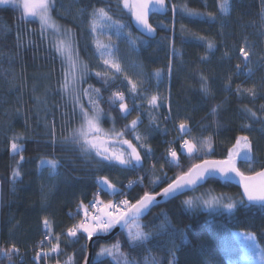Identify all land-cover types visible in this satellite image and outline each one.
<instances>
[{"label": "trees", "instance_id": "16d2710c", "mask_svg": "<svg viewBox=\"0 0 264 264\" xmlns=\"http://www.w3.org/2000/svg\"><path fill=\"white\" fill-rule=\"evenodd\" d=\"M169 1L167 15L152 17L158 34L151 39L133 27L132 12L123 7L122 0L50 1L54 19L72 32L86 68L83 102L88 105V98L95 102L96 109L107 116L106 125L108 116L114 118L116 127L140 153L141 162L135 167L98 159L74 142L80 124L79 102L63 88L69 71L54 38L37 19L23 18L22 8L0 4V248L14 244L19 250L11 264H85L89 238L81 231L69 237L68 230L83 222L82 203L89 206L99 193V198L110 201L113 189L103 178L134 204L145 192L160 191L201 161L229 158L241 136L249 137L252 155L247 162L238 157L240 171L252 175L264 169V0H231L228 13L220 11V0ZM184 6L203 15L188 16ZM100 8L108 12L111 22L126 25L136 42L138 63L159 79L161 94L168 95V102L156 111L155 123L144 102L143 89L149 83L138 91L140 110L127 82L100 68L90 31L93 12ZM241 48L248 52L247 58ZM238 88H254L256 95L238 92ZM114 92L124 93L130 112H121L119 103L110 101ZM248 110L256 114L255 119ZM133 120H137L135 128ZM181 123L187 132L180 130ZM14 139L21 145L19 153L11 149ZM185 140L199 151L186 153ZM170 149L177 152L175 161ZM47 161L57 163L54 169L63 188L83 193L81 201L56 206L42 192L39 179ZM14 170L20 173L15 179ZM198 195L203 199L230 196L232 201L223 204L236 202V207L184 203ZM133 223L148 234L143 243L129 240ZM238 231L254 234L264 250V206L245 201L239 187L210 179L156 206L114 238L96 240L91 264H124L125 259L130 264H231L246 251ZM57 242L58 251L51 252ZM117 243L123 255L99 254L102 247ZM44 252L49 255L45 257ZM0 261L10 264L7 257L0 256Z\"/></svg>", "mask_w": 264, "mask_h": 264}, {"label": "snow or ice", "instance_id": "6c2138e0", "mask_svg": "<svg viewBox=\"0 0 264 264\" xmlns=\"http://www.w3.org/2000/svg\"><path fill=\"white\" fill-rule=\"evenodd\" d=\"M123 7L128 8L132 15L135 17L136 22L141 25L147 33H152L155 30L152 25L148 22L149 12L155 8V10L162 11L166 9L165 0H122ZM0 4L4 5H14L17 8H22L23 18L27 17H37L41 23L42 28H51L54 31L59 32L58 26L52 20L50 15V0H0ZM173 10L176 9V6L173 5ZM219 9L221 12L227 13L229 10L228 0H220ZM183 11L188 16H200L203 13L197 12L195 10L187 8L184 6ZM208 15H211L209 13ZM111 21V17L108 12L103 9H96L93 12V19L91 22V30L95 32L97 30L98 25H102L104 22ZM117 27V35L120 34V29L126 27V25H121L120 22H113ZM131 43H135L134 41H130ZM97 49L100 50V55L103 57L106 52H109L108 46L100 44L97 42ZM212 47V44L209 43V48ZM56 50L61 55L65 56L69 65V73L71 74L73 80L76 76L77 71V63L72 55L71 45L66 41H59L57 43ZM241 53L245 58L248 57V52L244 51L243 48L240 49ZM110 54V52H109ZM104 64L110 65L111 68L115 69L117 72H120L122 69L120 68L119 63L111 60L104 59ZM239 67V66H238ZM249 74L251 73V69L248 70ZM97 76H100L101 73H96ZM159 76V72L156 73ZM108 80H105L107 83ZM129 83H132L129 81ZM71 81L68 80V74L65 76V83L63 88L65 91L69 89ZM136 84H132L131 91H136ZM99 93V90H95ZM238 92L244 91L249 95L255 97L256 93L254 88L249 89H237ZM78 99V98H77ZM125 96L122 92H114L110 97V101L112 103H119L120 111L123 113L130 112V109L126 103H124ZM157 96H152L148 103L155 107L157 106ZM91 102V101H90ZM82 114L84 116V122L82 126L76 130L74 133V142L77 144H81L85 149L92 148L96 149L97 154L103 157L104 160L109 162L116 161L119 165L123 166H131L135 167L140 164L141 156L135 145L132 144L129 140H124L123 143L128 145L130 152H109V149L104 148L103 151L100 149V145L103 142L102 138L98 135L102 132V129L99 127V109H95L92 115H89L86 110L81 106ZM250 112V110H248ZM252 118L255 119L256 114L254 112H250ZM137 124V120L131 121V125L135 128ZM180 130L183 132H187L188 129L184 123H181L179 126ZM105 136L109 134L105 133ZM123 135V132L116 133L117 137ZM139 140V137H136ZM184 149H187L188 154H194L199 151L196 145L188 140L183 142ZM11 149L14 153H19L21 149V145L15 142V139L11 143ZM251 151V142L249 137L241 136L237 138V143L234 146V151L230 152L229 158L223 161H209L205 160L202 164L193 165L191 169L187 173H183L178 175L171 183L167 185V187L163 188L160 193H156L155 195L145 192L144 195L136 201L135 204H129V201L122 200L119 204L113 203L109 201L107 204H104L103 207H98L96 209V213L93 214L90 219L88 218L87 206H85V221L81 222L79 225L74 226L68 230L69 237H75L77 235V231L82 230L84 233H87L89 239L93 237L96 233H107L112 230L116 225L128 224L130 220H136L140 215H142L150 205H153L156 202V197L163 195L165 198L173 196L183 190L188 185H195L200 181L205 180L209 176H214L219 174V176L225 181L231 180L234 176H238L240 178V183L243 186V195L247 197V201L256 202L264 204V170L255 173L254 175L246 176L236 165V160L238 157H242L244 161H249L251 159L250 156ZM169 155L173 161L177 158V152L174 149L169 150ZM21 160H23V156L21 155ZM47 164L53 169L57 166L55 161H47ZM20 173L18 170L13 171V179L19 177ZM104 182L107 186L113 191H115V185H112L107 178H103ZM199 202L202 203L206 207L213 206H223L229 210H232L236 207V202H229L227 204H222V198L220 197H209L208 199H199ZM102 203V202H101ZM186 205L189 207L194 206V201L190 198L184 201ZM239 203H243L240 201ZM96 207V205H92ZM45 225L47 226L48 221L45 219ZM164 225H161L163 228ZM129 240L133 244H140L146 241L149 237L148 234L145 233L142 229V226L138 223H133L132 227L128 232ZM254 239V238H253ZM57 241H59V237H57ZM59 243L53 245L51 248V252L58 251ZM18 249L13 244L8 249L0 248V256L7 257L11 264V257L13 254L18 253ZM264 253V250H261ZM107 253L108 255H123L119 252V244L113 245L111 247H102L99 254ZM45 257L49 255V252L43 253ZM41 257V253H36V260H39ZM260 262L264 264V254L260 255ZM124 264H130V262L125 259ZM170 264H175V261H171Z\"/></svg>", "mask_w": 264, "mask_h": 264}, {"label": "rangeland", "instance_id": "374dc122", "mask_svg": "<svg viewBox=\"0 0 264 264\" xmlns=\"http://www.w3.org/2000/svg\"><path fill=\"white\" fill-rule=\"evenodd\" d=\"M230 3H231V0H228L229 10L231 9ZM51 7L52 6L50 2V15L52 17V20L58 26L59 32L54 31L51 28H44V29H46L47 33L49 32L54 38L56 47L59 41H66L70 43L73 58L75 59L77 66H78L74 80L70 73L68 75L69 76L68 80L71 81L68 91L71 92L72 95H75L76 99L78 98L77 101L79 102V108H80V124L78 125V129H79L84 122V116L82 114L81 106H83V109L86 110L89 115H92L94 108L95 109L97 108V104H95V102H93L90 98H88L89 99L88 105L87 103L83 102L84 96L82 94L83 93L82 83L84 81V77L86 74L85 65L84 63H82L83 61L79 58L77 54L72 32H70L68 28H65L60 23L56 22V20L54 19L52 15ZM30 18H34L39 21L37 17L30 16ZM92 35H93V42H94L95 49H96L95 52L99 60L100 68L102 70L116 73L121 78V80L123 79L125 80V82H127L130 91L132 88V84L133 83L136 84L137 86L136 91L135 92L131 91L133 98L136 99V97L138 96V91L140 89H143L142 87L143 86L145 87V85L149 83V86L143 89V95H144V100H145L144 102H146L148 107H150L151 109L150 112L152 113L151 115L153 117L152 123H155L157 116H158V112L156 111H158L160 104L164 101L168 102L167 100H169V98H168V95L164 97L163 94H161L163 90L160 88L159 79H156L153 75L147 74L145 70L141 67V65L138 63L136 42L131 32L129 30H126V28L123 27L120 29V34L117 35L116 25L111 21H107V22H104L102 25H98L97 30L95 32L92 31ZM130 41H134L135 43L133 44ZM97 42L103 45H107L110 54L109 52H106L105 55L102 57L100 55V50L97 49V46H96ZM63 59L66 61V64L69 69L68 61L65 58V56H63ZM104 59H111L119 63L120 68L122 70L120 72H117L115 69L111 68L110 65L106 66L103 62ZM129 81H131L132 83H129ZM154 95L158 97L157 106L155 107L151 106L148 103V100ZM138 103L140 102H138L137 100L136 107L142 110L143 105H141V103L140 104ZM106 117H107L106 115L99 112L98 124H99V127L102 129V132L98 135L102 138V141H103L100 145L101 151H103L104 148H107L109 149V152L107 154H110L113 151L117 153L130 152V150L123 143V141L126 140L125 135L123 134L120 137L116 136V133H120L122 131L116 127V124H114L115 123L114 118L112 116H108L109 122H108V125H106L104 123V119ZM105 133L109 135L105 136L104 135ZM88 150H91L96 158L104 160L103 157L97 154L96 149L88 148ZM185 151L187 153V149H185ZM251 155H252V149L250 151V156ZM55 172H56L55 169L50 167L47 164V162L44 164L41 175H40V179H39L42 192L47 197H50L52 200H54L56 206H59L60 204H63V203L77 204L79 201H81L83 198V193L80 192L77 188L75 189L73 187L63 188L61 185V179L58 178ZM210 197H215V196H210ZM190 198L194 201V206L192 207H196L200 203L199 202L200 198L203 199L202 195L193 196ZM230 200L232 201L230 196H225L224 198H222V204L224 203V201H230ZM0 202H1V182H0ZM99 202L100 203L102 202L103 204H105L107 200L100 198ZM82 205H83V211L85 212V206H87V204L82 203ZM215 207H219V206H213L212 208H215ZM0 222H1V203H0ZM80 231L83 232L82 230ZM236 233L238 237L240 238V240H242L243 243H245L246 251L245 253L242 254V256L239 259H236L235 261L234 260L231 261V264H261L260 255L264 253L261 252L262 249L260 248V245L258 243L256 236L254 234H248L246 232L243 233V231H238ZM98 234H105V233H96L94 235H98ZM100 255L105 256L107 255V253L100 254ZM0 264H1V261H0Z\"/></svg>", "mask_w": 264, "mask_h": 264}, {"label": "water", "instance_id": "95a60500", "mask_svg": "<svg viewBox=\"0 0 264 264\" xmlns=\"http://www.w3.org/2000/svg\"><path fill=\"white\" fill-rule=\"evenodd\" d=\"M165 3H166V9L165 10H162V11H158V10H155V8L153 7V9L149 12V16H148V22L152 25L153 29L155 30L154 32L152 33H147L145 31V29L139 25L136 20H135V17L132 15L131 16V22H132V25L133 27L140 33L142 34L143 36L145 37H148V38H154L157 36L158 34V31L156 28H154L153 24H152V17L155 16V15H167V13L169 12L170 10V1L169 0H165ZM133 144V143H132ZM134 145V144H133ZM126 147L128 148V145H126ZM129 149V148H128ZM130 150V149H129ZM228 159V158H227ZM238 159V158H237ZM226 160V159H224ZM209 161H223V160H212L210 159ZM237 161L236 160V165H237ZM141 162V161H140ZM203 161H201L200 163L198 164H202ZM238 167V166H237ZM264 170V169H263ZM242 172V171H241ZM187 173V172H185ZM246 176H248V174H245ZM254 175V174H252ZM210 179H218V180H221V181H225L224 179H222L219 174H216L214 176H209L207 177L205 180L203 181H200L198 182L197 184L195 185H188L186 186L183 190H181L180 192H178L177 194L173 195V196H170V197H167L165 198L163 195H160V196H157L156 197V202L153 204V205H150L149 208L142 214L140 215L137 219H143L145 218L150 212L152 209H154L156 206L158 205H161V204H165L169 201H171L172 199H175L177 197H179V195H184L185 193H190V191L204 185L208 180ZM225 182H228L230 184H233L237 187H239L241 189V192H242V195H243V186L242 184L240 183V178L238 176H234L233 179L231 180H228V181H225ZM167 187V186H166ZM165 188V187H164ZM162 190V189H161ZM158 191L156 193H160L161 192ZM156 193H152L153 195H155ZM244 199L245 201H247V197L244 196ZM249 202V201H247ZM251 204H255V205H261V206H264V204H261V203H256V202H249ZM135 204V203H134ZM136 219V220H137ZM133 220H130L128 224H124L123 222L121 224H118L116 225L111 231L105 233V234H98V235H94L91 239H88L89 240V243H88V255H87V259H86V262L85 264H91V260H93V257H94V245H95V241L98 240V239H105V240H110L111 238H114L117 234L119 235V233L123 232L126 227L129 226V224L132 222Z\"/></svg>", "mask_w": 264, "mask_h": 264}, {"label": "built area", "instance_id": "2783aa9c", "mask_svg": "<svg viewBox=\"0 0 264 264\" xmlns=\"http://www.w3.org/2000/svg\"><path fill=\"white\" fill-rule=\"evenodd\" d=\"M137 182H135L134 183V185L136 184ZM128 186V188H130L131 186L128 184L127 185ZM101 194L99 193L98 194V196H96V198L95 197H93L92 199H91V201H90V204H89V206H88V208H87V212H88V218L90 219V217L93 215V214H95L96 213V209L98 208V207H103V203H100L99 202V197H101L100 196ZM125 193H123V195L121 196L120 194H119V192H117L116 193V191H111L110 192V201L111 202H113V203H116V204H119V202L120 201H122V200H126L125 199ZM96 205V207H93L92 205ZM105 204H107V203H105ZM85 212H83V218L81 219V220H83V222L85 221Z\"/></svg>", "mask_w": 264, "mask_h": 264}, {"label": "crops", "instance_id": "0c3cea01", "mask_svg": "<svg viewBox=\"0 0 264 264\" xmlns=\"http://www.w3.org/2000/svg\"><path fill=\"white\" fill-rule=\"evenodd\" d=\"M185 150V149H184ZM186 152V151H185Z\"/></svg>", "mask_w": 264, "mask_h": 264}]
</instances>
